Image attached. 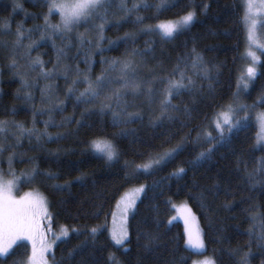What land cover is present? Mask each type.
<instances>
[{
    "label": "trees",
    "instance_id": "16d2710c",
    "mask_svg": "<svg viewBox=\"0 0 264 264\" xmlns=\"http://www.w3.org/2000/svg\"><path fill=\"white\" fill-rule=\"evenodd\" d=\"M18 2L22 4L23 10L13 11V0H0V26L7 22L11 28V32L0 34V40H13V34L20 24H23L24 29L43 24V17L48 12L45 0ZM128 2L131 5L133 0ZM148 2L155 5L159 0ZM170 3H174L175 7L159 12L153 8L138 13L147 17L144 24L153 25L174 21L188 12L194 13L195 18L191 24L170 39L161 40L158 35L138 34L134 42H121L118 47H110V40L142 27L132 22L134 17L119 28H106V39L102 46L107 50L103 52L96 51L97 34L91 26L93 22L82 23L71 34L64 37L55 35L52 39L40 40V32L34 31L31 39L39 41V46L32 50L31 57L42 59L47 70H51L56 63L57 48L64 47L69 39L72 46L67 49L68 55L61 60L50 80L40 78L39 69L35 72L27 70L26 61H19L20 71H27L29 81L35 78V87L20 92V96H23L24 92L31 91L32 101L25 102L17 98L18 89L21 87L19 77L8 67V54L0 48V120H15L23 123L25 127H31L33 105L36 108L43 107L40 89L49 83L54 85L55 99L65 102L64 111L54 113V119L59 122L63 117L75 116L71 124L63 128L48 129L52 133H69L62 140L44 145L47 151L55 153L59 150L58 158L37 148L34 137L31 144L25 137L22 146L16 149L17 156L12 162L17 176L30 171L32 161L29 158H34L41 173L57 174L54 180H47L40 175L30 183L22 178L17 186L18 193L32 190L43 195L51 215L50 224L53 230L60 227L69 229V236L56 241L53 247L52 253L55 254L56 261L61 257L66 258L73 248L85 245L70 262L66 259L65 264H113L108 259L109 254H114L119 264H171L177 257H184L186 264H193L198 253L193 252L185 243L187 237L184 224L173 219V204L176 202H184L191 209L205 243L206 250H202V254L214 260L215 264H238L240 257L249 250L254 253L250 264H261L264 260V255H261L257 247L259 242L256 235L247 234L254 223L249 216L264 213V189L259 186L255 190L251 189L245 179L246 171H252L259 159L264 157V147L256 145L257 126L254 123L255 113L264 112V104H257L251 110V126L235 134L230 145L217 148L212 158L202 167L194 169L190 163L200 151L209 146L203 144L197 147L192 143L201 129L215 135V121L226 110L225 107L236 103L252 105L264 93V54L260 53L261 63L257 64V76L250 83L249 89L239 90V96H236L238 78L244 66L246 40L242 20L243 0H170ZM205 5L208 7L205 8ZM109 19L114 21L116 17L110 15ZM59 20V15L53 12L50 22L56 24ZM99 22L97 20L94 23ZM261 29L264 43V27ZM81 33L86 41L82 47L77 39ZM88 39L93 41L91 45L87 43ZM29 42L24 40L25 44ZM149 45L152 50L146 56L135 58L140 64L139 76L150 80L152 74L149 69L153 67L161 76L179 79V72L172 75L173 69L179 63L185 76H191L196 81V89L194 94L184 91L173 97L172 103L181 109L187 106L191 110L190 119L177 113L179 119L175 122L166 121L157 128L149 124V120L154 119L160 112L159 101L163 98L162 90L166 85L159 81L153 85L156 96L151 103L143 92L135 96L129 92L123 97L127 102V111L139 112L143 117L142 120L127 125H114L111 111L101 114L99 101L94 105L78 104L75 95L86 84H78L72 98H66L65 91L75 76L77 65L82 74H88L94 80L107 67L100 63L101 57L111 61L114 58H123L133 48L143 51ZM193 49L202 57L204 67L210 70L211 80L200 79L191 68L187 58L193 53ZM89 57L90 71L89 65L85 63V59ZM185 61L189 64L187 68L184 66ZM64 65L70 68L67 80L62 75ZM110 75L116 77L118 72L114 71ZM210 83L211 91L208 87ZM119 86V83H114L105 89V93ZM85 108L92 111L85 112ZM113 110H116L115 107ZM243 115V112L239 113V116ZM47 119V112L37 116L35 127L43 130V121ZM77 120L82 121L81 126H77ZM181 120L185 121V127H181ZM123 128L135 130L134 135H119ZM170 133L174 135L169 138ZM185 137L187 146L173 161L166 166L143 170V165L151 164ZM95 139L112 140L120 151L119 159L107 162L102 155L90 149L89 145ZM10 142L15 143L14 140ZM10 151L9 149L0 155V169L8 177L11 176L8 173L7 160ZM125 161L129 162L127 166ZM137 166L141 168L137 170L135 177L126 176V173L137 169ZM179 167H184L186 172L180 177L171 176L170 173ZM77 177L82 179L77 180ZM54 184L65 187L57 190L52 187ZM141 185L148 186L147 193L137 202L135 213L128 217L126 242L123 247L117 246L109 235L113 208L125 190ZM261 223H264V219L255 222L256 234L261 230ZM92 228L98 229L95 235L90 231ZM146 234L159 237L157 242L160 247L153 252L146 251L144 247L147 243ZM230 252L234 255H230ZM29 253L30 246L27 243H18L13 246L9 255L0 258V264H25ZM50 261L53 264L52 255Z\"/></svg>",
    "mask_w": 264,
    "mask_h": 264
},
{
    "label": "snow or ice",
    "instance_id": "6c2138e0",
    "mask_svg": "<svg viewBox=\"0 0 264 264\" xmlns=\"http://www.w3.org/2000/svg\"><path fill=\"white\" fill-rule=\"evenodd\" d=\"M47 4L48 12L43 17V24L36 25L34 28L24 29L23 24L17 26L15 33L13 34L15 38L11 41L0 40V48L7 52L9 57L8 67L13 70V74L19 77L20 89L17 92V98L23 99L25 102L33 100V93L31 91H26L23 96H20V92L24 89H30L35 87V78L30 82L28 79L27 71H20L19 61H26V68L29 71L35 72L39 69L38 76L44 80H50L53 74L56 73L57 67L60 65L61 60L65 58L71 45V40L64 47L56 49V63L51 70L45 68V62L39 57L32 58L31 52L35 47L39 46V41L32 40L31 36L34 31L40 32V40L52 39L55 35H60L64 37L71 34L74 28L79 25L88 24L93 22V30L96 32L95 48L97 52H103L105 49L102 46V42L106 39L104 33L107 27L119 28L123 23H127L130 19L137 25H142L135 32H126L122 37H117L115 40H110V47H118L121 42L135 41L138 34H151L158 35L161 40L173 38L176 34L182 32L184 28L191 24L194 20V13L188 12L179 21H167L161 22L159 24H144L147 19L146 16L139 15L141 10H151L155 9L157 12L175 7L174 3H170V0H159L158 3L152 5L148 0H133L131 5H129L128 0H45ZM208 5H205L207 8ZM16 9L23 10V6L18 0H13V11ZM53 12H56L60 20L56 24L50 22V16ZM117 13H120L117 16ZM26 15H30L27 14ZM114 16L116 19L111 21L109 17ZM255 17V18H254ZM99 20L100 22L94 23ZM243 22L246 27V40L248 41L249 48L256 46L259 48L262 54H264V43L257 44L256 42V29L258 27H264V0H245V14L242 17ZM11 32L10 24L5 23L0 26V34H7ZM27 39L30 42L28 44L24 43ZM77 39L79 45L82 47L84 45L85 36L84 34H78ZM87 43L91 45L93 41L91 39L87 40ZM53 47L55 48V42H53ZM151 46L149 45L143 51L137 50L135 48L131 49L123 58H114L108 61L101 57L100 63L107 65L100 75H97L95 79H91L88 74H82L79 66L77 65L75 69V76L73 77L71 84L68 85L65 91V96L67 99H71L73 94L76 93V86L78 84H86L87 86L75 95V100L78 104L94 105L99 101V112L101 114L106 111L112 112L114 125H127L133 123L136 120H142L143 117L139 112H128L127 102L123 100L129 92L132 95H139L143 92L149 103H151L156 96V89L153 87L156 81L164 83L166 86L162 90L163 98L159 101L160 112L154 119L149 120V124L153 128L160 127L162 124L167 122H175L179 119L177 113H182L186 119L191 118V110L185 106L181 109L178 105L172 103V99L175 96L181 95L182 92L187 91L190 94H194L196 89V81L191 76H185L184 71L180 69L179 63L173 69L172 75L179 72V79H172L170 76H161L156 72L155 68L149 69L152 74L150 80H144L139 76L140 64L137 63L136 57H144L150 52ZM79 55V48L77 51ZM247 57L251 58L252 65H257L261 63L260 57L257 56L256 52L248 51L246 53ZM184 60V58H181ZM187 60H190V66L195 71V73L200 77V79L211 80L210 70L205 68L203 65V59L198 54H189ZM85 63L89 65V71L91 70V58H86ZM185 68L189 67L187 61H185ZM70 68L68 65H64L63 73L65 80L68 79V72ZM118 72L116 77L110 75L112 72ZM247 76H241L238 81V92L239 90L247 91L250 87V83L257 76V70L254 66H249L246 69ZM114 83H119L118 88H112L110 92L105 93V89ZM202 87V85H201ZM209 91L212 89V84L208 85ZM41 92V103L43 107L36 108L33 105V120L31 127H25L23 123L17 122L15 120H0V155L9 149L10 154L7 157L9 163L8 173L12 176V179L5 180L3 175V170L0 169V258H4L10 254V250L13 249L14 245H17L18 241H29L32 244V254L30 257V264H48L47 259H45V253L51 252L52 245L48 244L44 238L40 237V247H37V236L39 234L38 225L36 223L37 209L43 208L45 213L47 211L46 203L44 199L38 193H26L19 199L15 198L13 195L14 189L18 186V182L23 178L26 182H32L37 176L43 175L47 180H54L56 178L55 173L45 172L41 173L39 166L35 163L34 158H29L32 161V167L30 171L22 173L21 176L15 174L12 168V162L15 156H17L16 149L22 146V140L27 137L29 143L31 144L32 138H35L36 147L42 151H46L47 155H55L57 158L59 156V150L55 153L47 151L44 149V145L48 142H55L64 139L69 133L67 132H49L50 127L63 128L66 125L71 124L74 117H63L61 121L57 122L53 114L56 112H63L65 107V102L57 100L54 97V85L49 83L40 89ZM101 97H103L101 99ZM257 104H264V93H261L257 97V100L253 102L252 105L236 103L229 104L227 110L221 112L215 121L214 132L205 131L201 129L197 136L193 139L192 143L194 146H202L203 144H208L209 146L204 150L200 151L191 161L192 167L199 168L202 167L206 161H209L217 148L227 147L232 142V137L244 131L246 128L250 127L249 121L252 120L251 110L255 109ZM115 107L116 110H113ZM85 112H91L92 109L85 108ZM48 113V119L43 121L44 129L39 130L35 127L36 117L42 116L44 113ZM243 112V116H239V113ZM83 116V113H82ZM254 123L256 124L258 131L256 135V145L264 144V112L258 113L256 115ZM77 126H81L82 121H76ZM181 127H185L186 123L184 120L180 121ZM13 129L15 131H13ZM135 130H130L127 128L121 129L119 135L128 136L134 135ZM174 133L169 134V138ZM10 140H14L15 143H11ZM187 146V138H182L173 148L165 151L162 155H159L157 159L152 161L151 164L143 165L144 171H149L156 167L166 166L167 163L173 161L180 153H182ZM90 149L97 153H102L103 158L107 162L119 159L120 151L117 145L108 139H95L91 141L89 145ZM23 155V154H20ZM22 162V161H21ZM128 161H125V165H128ZM239 164L240 161L238 160ZM141 166H137L130 173H126V176L135 177L137 170ZM247 169V165L245 164ZM186 169L184 167L177 168L171 176L180 177L181 174L185 173ZM77 180L82 179V177H77ZM245 179L249 183L251 189L255 190L258 186L264 189V157H261L257 162V166L252 171H246ZM53 188L57 190H62L65 185H52ZM218 187V186H217ZM147 185H141L138 189L134 191L131 195H126L122 197V215L125 219V224L129 215L134 214L137 206V202L142 198L143 195L147 193ZM200 199H203L201 195ZM185 212L191 214V209L185 207ZM189 216L185 217V235L187 237L185 243L186 245L194 250H206L204 240L200 234V230L197 228L195 231L188 228ZM174 219V218H173ZM252 220L253 226L249 228L248 235H256V239L259 242L257 244L261 255H264V223L260 225V232L256 234L257 220L264 219V213H255L249 216ZM171 223V221H169ZM75 231V229H73ZM93 235L98 231L97 228H92L90 230ZM69 231L67 229H62L59 236H56V240L59 241L62 237H68ZM128 237L127 227H122L120 234L117 237L116 233L113 232V240L117 245L123 247L124 241ZM147 243L144 245L146 251L153 252L160 245L157 242L159 237L153 236L151 234H146ZM85 245H79L73 248L68 256L61 257L59 261H56L55 254L53 256V264H65V260L71 261L79 252L83 250ZM127 251V249H125ZM230 255L234 253L230 252ZM254 253L249 250L245 252L239 259L238 264H250V259ZM109 261L113 264H119L116 261L114 254H109ZM171 264H186V259L184 257L174 258ZM194 264H215L214 260H206L203 262H194ZM264 264V260L261 261Z\"/></svg>",
    "mask_w": 264,
    "mask_h": 264
},
{
    "label": "rangeland",
    "instance_id": "374dc122",
    "mask_svg": "<svg viewBox=\"0 0 264 264\" xmlns=\"http://www.w3.org/2000/svg\"><path fill=\"white\" fill-rule=\"evenodd\" d=\"M244 2V14H245V0H243ZM258 2V0H257ZM182 18V17H181ZM181 18L179 19H176L174 20L173 22H176V21H179ZM255 18V17H254ZM167 22V21H166ZM188 26V25H187ZM244 26H245V23H244ZM245 28V36H246V27ZM256 42L257 44H261L263 43V34H262V29L261 27H258L256 29ZM248 51H254L256 52L257 56L260 57V53L261 51L259 50L258 47L256 46H253L251 48H249V45H248V41L245 40V47H244V52H243V55H244V63H243V69L241 70V73L239 75V78H238V81L240 80L241 76H244L246 77L247 76V73H246V69L247 67L249 66H254L257 68V65H252V61H251V58L250 57H247L246 53ZM242 86V85H241ZM242 88V87H241ZM238 91V88L236 89ZM242 90V89H241ZM240 90V91H241ZM239 91V92H240ZM237 96V95H236ZM225 109L227 110V107H225ZM225 110V111H226ZM224 112V111H223ZM258 113H261L259 111H257L255 113V118H256V115ZM257 131H258V128H257ZM257 135V134H256ZM261 146L264 147V144H261ZM94 151V150H93ZM95 152V151H94ZM97 153V152H95ZM100 155H102V153H98ZM103 156V155H102ZM4 179L7 181V180H10L12 179V176L8 177V176H4ZM140 186H134V187H130L129 189L125 190L121 195L120 197L118 198V200L116 201V204L113 208V211H112V214H111V217H110V229H109V235H110V238L111 240L113 241V243L115 245H117L115 243V241L113 240V232L116 233L117 237L119 236L120 234V230L122 227H127V230H128V226H127V223H128V218H127V222L125 224V219L122 215V197H125L126 195H131L132 193H134V191L136 189H138ZM26 193H38V192H35V191H32V190H28V191H24V192H20L18 193L17 192V187L14 189L13 191V195L15 198L19 199L20 197L24 196ZM43 199L44 201L46 200L42 194L38 193ZM46 203V208H47V211L45 213L44 209L43 208H39L37 209V215H36V223L38 225V231H39V234L37 236V247L39 248L40 247V237L42 236L44 238V240L48 243V244H51L52 245V249H51V252H46L44 255H45V259H47L48 261V264H50V258H51V255H52V251H53V247L54 245L56 244L53 243L54 240H56V236H59L60 232L62 229H67L69 231L68 228L66 227H60L58 228L57 230H53L52 229V226L50 224V221H51V215H50V212H49V209H48V205H47V202L45 201ZM173 207H174V214H173V218L174 220H179L181 221L183 224H184V227L186 229V224H185V217L186 216H189V213L185 212L184 209L185 207L190 209L188 207V205H186V203L184 202H176L173 204ZM188 228L192 229L193 231H195L197 228L199 229V225H198V222L195 218V216L193 215L192 211H191V214L189 216V221H188V225H187ZM127 240V239H126ZM126 240L124 241V243L126 242ZM18 243H27L29 246H30V253H29V257L27 258L25 264H30V257H31V254H32V244L31 242L29 241H18ZM17 243V244H18ZM117 246H120V245H117ZM193 252L195 253H198L196 258L194 259L193 262H203V261H206V260H211L209 259L208 257H206L205 255L202 254V250H194L192 249ZM194 264V263H193Z\"/></svg>",
    "mask_w": 264,
    "mask_h": 264
},
{
    "label": "bare ground",
    "instance_id": "6f19581e",
    "mask_svg": "<svg viewBox=\"0 0 264 264\" xmlns=\"http://www.w3.org/2000/svg\"><path fill=\"white\" fill-rule=\"evenodd\" d=\"M92 26V25H91ZM132 42V41H131ZM138 57V56H137ZM65 59V58H64ZM142 63V62H141ZM153 68V67H152ZM93 72V71H92ZM162 87V86H161ZM242 89V88H241ZM75 117V116H74ZM57 130V129H56ZM200 218V217H199ZM131 239V238H130ZM179 240V239H178Z\"/></svg>",
    "mask_w": 264,
    "mask_h": 264
}]
</instances>
